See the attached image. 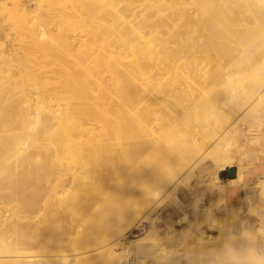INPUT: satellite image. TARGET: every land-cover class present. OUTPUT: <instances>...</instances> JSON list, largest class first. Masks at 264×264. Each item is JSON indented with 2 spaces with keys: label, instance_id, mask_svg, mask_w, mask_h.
I'll use <instances>...</instances> for the list:
<instances>
[{
  "label": "bare ground",
  "instance_id": "bare-ground-1",
  "mask_svg": "<svg viewBox=\"0 0 264 264\" xmlns=\"http://www.w3.org/2000/svg\"><path fill=\"white\" fill-rule=\"evenodd\" d=\"M240 149L264 234V0H0V264H104L145 209ZM121 153L134 161L113 179ZM70 223L79 253L47 254ZM232 225L175 237L220 264Z\"/></svg>",
  "mask_w": 264,
  "mask_h": 264
},
{
  "label": "rangeland",
  "instance_id": "rangeland-1",
  "mask_svg": "<svg viewBox=\"0 0 264 264\" xmlns=\"http://www.w3.org/2000/svg\"><path fill=\"white\" fill-rule=\"evenodd\" d=\"M157 4L158 2L154 5ZM232 125L230 124L226 131H229ZM242 155L241 149L233 152L231 165H227L223 169H216L208 160L201 162L194 169L193 178L187 187L177 188L158 208L154 210L145 209L134 222H131L130 227L119 236L117 241L111 244V250L108 252L104 264H217L214 259L212 242L204 243L206 245L204 250L191 251L175 235L186 231L189 235L188 243H193L201 238L207 241L215 237L217 234L216 227L225 216L229 217L233 223L232 231L239 228L237 220L247 215L248 207H253L256 204L257 179L253 176L251 166L248 167L249 170L244 169L242 171V179H237L236 176L234 180L228 178L223 180L219 178V173L230 167H235L236 170L239 167H246L245 162L241 160ZM132 159L129 160V157L123 153L115 156L109 166L113 179L117 174L124 172L125 165L134 161ZM247 162H249L248 159ZM219 187L220 190L222 188L226 191V196L220 204L217 203L216 199ZM60 189L61 187L57 186L55 190L59 191ZM50 215V225L39 234L46 235L48 239L52 238L53 227L62 222V220L58 221V212L52 211ZM4 216L6 214H3ZM249 216L248 225L252 231H255L258 225L255 222L257 216ZM195 217L198 219V223L195 222ZM35 220L31 221L35 222ZM63 220L67 222L66 217ZM196 223L197 225H195ZM68 227L75 234L60 241V246L57 247H52L53 244L50 242V245L46 247L47 254L59 253L65 256H75L79 253L80 250L75 247V241L76 234L81 232V229L76 223H70ZM172 229L174 230L172 231ZM33 239L39 243L42 241L38 235L34 236ZM54 246L56 245L54 244ZM89 249L91 250V248ZM89 249L85 251H90ZM37 251L38 249L35 247L27 254L37 255ZM91 251L85 256L90 258L99 253V251L92 253ZM20 252H25V250L18 249L13 255L20 254ZM80 257L82 258L79 255L78 258Z\"/></svg>",
  "mask_w": 264,
  "mask_h": 264
},
{
  "label": "clouds",
  "instance_id": "clouds-1",
  "mask_svg": "<svg viewBox=\"0 0 264 264\" xmlns=\"http://www.w3.org/2000/svg\"><path fill=\"white\" fill-rule=\"evenodd\" d=\"M216 255L220 264H264V234L240 226L225 231Z\"/></svg>",
  "mask_w": 264,
  "mask_h": 264
},
{
  "label": "water",
  "instance_id": "water-1",
  "mask_svg": "<svg viewBox=\"0 0 264 264\" xmlns=\"http://www.w3.org/2000/svg\"><path fill=\"white\" fill-rule=\"evenodd\" d=\"M236 174H237V170L235 167H230V168H226L225 170H222L220 173H219V178L220 179H230V180H233L235 179L236 177Z\"/></svg>",
  "mask_w": 264,
  "mask_h": 264
},
{
  "label": "crops",
  "instance_id": "crops-1",
  "mask_svg": "<svg viewBox=\"0 0 264 264\" xmlns=\"http://www.w3.org/2000/svg\"><path fill=\"white\" fill-rule=\"evenodd\" d=\"M215 167V166H214ZM216 168V167H215ZM217 169V168H216ZM254 176V175H253ZM234 180V179H233ZM257 184V183H256ZM221 194L223 195V198L226 196V191H224V189L221 188ZM216 199L218 201V195L216 194ZM251 208V207H248L247 208V215L246 216H243V218H240V220H237V222L239 223L241 220H243L244 218H247V220L249 221L250 220V216L248 215V209ZM248 216V217H247Z\"/></svg>",
  "mask_w": 264,
  "mask_h": 264
}]
</instances>
